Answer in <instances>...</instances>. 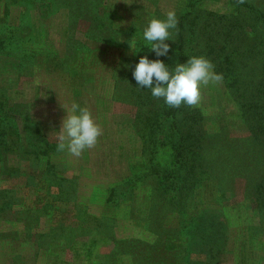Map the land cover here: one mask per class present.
Instances as JSON below:
<instances>
[{
    "label": "rangeland",
    "instance_id": "obj_1",
    "mask_svg": "<svg viewBox=\"0 0 264 264\" xmlns=\"http://www.w3.org/2000/svg\"><path fill=\"white\" fill-rule=\"evenodd\" d=\"M74 1L0 0V264H264L260 196H246L255 188L248 172L264 166V133L246 140L254 121L240 91L233 95L223 80L201 89L194 134L210 146L224 135L228 146L196 155L199 148L177 147L172 116L159 113V133L156 121L150 126L158 101L137 86L130 63L143 55L184 62L200 51L206 13H241L237 23L252 24L245 22L263 16L254 10L264 12V0H92L81 3L84 14ZM169 10L178 25L168 54L156 57L142 46L143 28ZM254 27L246 28L253 39L223 42L248 49L236 75L249 90L264 79V22ZM73 102L101 128L79 156L57 147ZM181 105L175 117L189 122L191 106ZM232 152H242L241 163ZM231 164L235 180L220 192L212 169Z\"/></svg>",
    "mask_w": 264,
    "mask_h": 264
},
{
    "label": "trees",
    "instance_id": "obj_2",
    "mask_svg": "<svg viewBox=\"0 0 264 264\" xmlns=\"http://www.w3.org/2000/svg\"><path fill=\"white\" fill-rule=\"evenodd\" d=\"M91 2L92 0H85V1H81V0H76L72 3L73 6L78 5L77 7L73 8L75 10V13L77 14H84L86 13V10L84 9V6L81 3L82 2ZM81 4V5H79ZM84 6V7H83ZM254 10V9H253ZM260 14H262L263 16H257L253 19L248 20L245 23H251L252 24H242L240 25L239 23H237V19L238 17L241 16V13H236V14H229L228 16L221 18V19H216L215 13L213 12H208L205 15L206 21L204 22H200V31H202L203 33L200 34V40L198 41L197 44L200 45V51H198V55H204L206 56L208 59H210L214 66H215V70L218 73H221L223 76V81L226 84L227 87H231V89H233L235 92L233 93L231 90V93H233V95H237L238 91H240V96L242 99L245 100L244 105L247 107L246 111H251V119L254 121V124L252 125L253 129H249L250 132L252 131L253 135L249 134L248 139L251 138L250 140L254 139V135L255 132L258 129V132L264 133V79H262L261 85H251L249 90V84H244L243 81H241V77L237 76L236 73L239 70V67L241 66V64H243L245 62V57H247V55L245 56L246 52H248L246 50H244V53L241 52H234L232 49H228L227 44H223V42H227V40H232L233 36L235 35V39H240L242 37H245V39L249 38V39H253L254 37L249 36L247 31H252L254 32L256 30L255 26V22L257 21H262L264 22V12H260L258 10H254ZM203 12V11H200ZM193 14H195L194 12H192ZM195 17H198L195 15ZM182 16L180 17V22L183 24V20H182ZM192 23V27L194 29V25L198 22H195V24ZM222 23V24H220ZM254 25V26H253ZM257 27V26H256ZM220 28H225L223 31V34H225L224 38L221 40L217 35L216 32L218 29ZM246 28H248V30L246 31ZM181 32V31H180ZM205 43V44H204ZM180 55L182 58H186L187 56L180 51ZM182 58L180 59L182 61ZM131 64H136L137 62H135L134 60H130ZM176 63V62H175ZM256 89H253L255 88ZM243 91V92H242ZM239 96V97H240ZM235 97V96H234ZM150 100L151 101H158V106L155 108L154 110V119H152L153 121L150 122V126H152L154 124V122L159 118V113H162L163 116H169V117H173L172 121L175 122V126L179 129V131L181 132L179 134V138H178V144L177 147H179L182 150H185L186 148H190L191 146L196 148H199V151L195 150V154L196 155H200L202 154L204 157H207V151H209L211 148H218L215 151V155H218L217 152H219V148L221 145L223 146H228L226 144H224L225 142V138L224 135H221L220 137H218V139L215 141L214 146H210L211 143H209V139L207 138V136L204 133H201L200 135H196L194 133L199 131V128L197 126V121L199 118H201V113L199 112V110H197L195 107H189L190 112H192L193 118L192 120H190L189 122H185L183 119H177V117H175V115H177L179 113V111L182 109V105H180L179 107H171L167 104H163L165 102L163 98H156L153 97L152 95L150 96ZM160 100L162 102H160ZM243 103V102H242ZM241 103V104H242ZM160 104H162V107ZM244 110V109H243ZM171 117V118H172ZM164 119H160L159 121H156L153 128L156 129V132L159 133L162 128L164 127ZM171 129L173 130V126H171ZM171 130V131H172ZM205 132V131H204ZM2 143V140L0 139V144ZM209 149V150H208ZM194 152V149H193ZM1 153V151H0ZM228 152H226L225 154L227 155ZM235 152H232V157L236 159V161L238 163H241V161L244 158V155L242 154V152H237V154H233ZM262 155L264 157V149L263 152H261V158ZM260 156V155H259ZM257 158L256 155L254 157V159ZM233 160V159H232ZM191 161H193L191 159ZM231 161V159H230ZM233 161V162H236ZM148 163V161L146 162ZM197 163V162H196ZM235 164V165H238ZM235 165H230L229 167H233ZM258 165V164H257ZM197 166V164H196ZM147 167V164H146ZM154 169H158V168H154ZM160 169V168H159ZM159 171V170H158ZM164 171V177H162V179H164L165 181H167L169 184L172 183L169 177V172ZM212 173L213 176H210L211 178H209V180L211 182H214L216 184V186L219 188L220 192H225L227 191V186L230 185L231 183L234 182L235 180V174H236V168H232L231 170L229 168H224L219 167V168H214L212 169ZM234 175H233V174ZM248 180H249V185L254 184L253 190H247V194L246 196H252V193L257 192V197L260 196L259 198V206H258V213H260V222L263 224L264 223V194H261L260 189H264V184L260 185L262 183V181H264V166H255L253 167V169L251 171L248 172ZM259 178V179H258ZM160 180V179H159ZM203 180V179H202ZM258 183H253L254 181H256ZM259 180V181H258ZM201 181V180H200ZM262 193H264V191H262ZM260 194V195H258ZM254 198V197H253ZM164 200V199H163ZM157 203H160L162 200H156ZM193 209V208H192ZM190 233H192V236L190 237ZM187 232L186 234H184L185 237H187V243L189 245H191V240L192 237L196 236L195 235V231L191 230V232ZM199 243H203L206 245H209L211 243H208L205 241L202 242L200 241Z\"/></svg>",
    "mask_w": 264,
    "mask_h": 264
},
{
    "label": "clouds",
    "instance_id": "obj_3",
    "mask_svg": "<svg viewBox=\"0 0 264 264\" xmlns=\"http://www.w3.org/2000/svg\"><path fill=\"white\" fill-rule=\"evenodd\" d=\"M177 25L178 18L174 10L167 11L163 18L149 16L142 32V46H148L156 57L166 56L170 49L166 41L172 40V32ZM130 47L137 52L134 46ZM132 76L138 87L150 89L153 97L163 98L165 104L171 107L197 105L201 89L223 79L222 74L215 70L213 62L204 55H191L186 61L172 65L162 59H150L148 55H143L132 69ZM100 135L101 128L91 112L73 102L63 117L57 147L61 152L66 150L79 156L94 146Z\"/></svg>",
    "mask_w": 264,
    "mask_h": 264
}]
</instances>
